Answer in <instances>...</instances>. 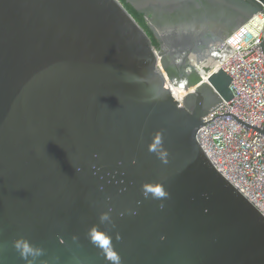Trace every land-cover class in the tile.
Returning a JSON list of instances; mask_svg holds the SVG:
<instances>
[{
    "label": "water",
    "instance_id": "1",
    "mask_svg": "<svg viewBox=\"0 0 264 264\" xmlns=\"http://www.w3.org/2000/svg\"><path fill=\"white\" fill-rule=\"evenodd\" d=\"M124 1L159 48L121 0H0V264L18 239L35 264H264V216L200 141L264 0Z\"/></svg>",
    "mask_w": 264,
    "mask_h": 264
},
{
    "label": "built area",
    "instance_id": "2",
    "mask_svg": "<svg viewBox=\"0 0 264 264\" xmlns=\"http://www.w3.org/2000/svg\"><path fill=\"white\" fill-rule=\"evenodd\" d=\"M263 42L260 13L220 46L217 67L231 76L234 97L206 117L200 141L217 170L264 216ZM195 66L205 74L201 64Z\"/></svg>",
    "mask_w": 264,
    "mask_h": 264
},
{
    "label": "clouds",
    "instance_id": "3",
    "mask_svg": "<svg viewBox=\"0 0 264 264\" xmlns=\"http://www.w3.org/2000/svg\"><path fill=\"white\" fill-rule=\"evenodd\" d=\"M159 144L160 141L157 140L155 145L150 146V150L154 152L157 151V145ZM163 155L164 154H161V156ZM146 193H152L156 198L165 195L162 188L160 187H149L146 189ZM13 247L20 254L21 259L27 261V264H35L36 259L41 255H43V249L34 247L33 245L30 244V242L24 239H18L14 241ZM108 257L113 262V264H118L119 258L118 256H116L115 253L109 252Z\"/></svg>",
    "mask_w": 264,
    "mask_h": 264
},
{
    "label": "trees",
    "instance_id": "4",
    "mask_svg": "<svg viewBox=\"0 0 264 264\" xmlns=\"http://www.w3.org/2000/svg\"><path fill=\"white\" fill-rule=\"evenodd\" d=\"M122 3L126 6L128 11L132 14L135 20L139 23V25L148 33L151 37L152 42L156 48H159V41L154 37L153 33L150 31L148 23L146 22L144 15L137 13L130 5L125 4L124 0H121Z\"/></svg>",
    "mask_w": 264,
    "mask_h": 264
},
{
    "label": "bare ground",
    "instance_id": "5",
    "mask_svg": "<svg viewBox=\"0 0 264 264\" xmlns=\"http://www.w3.org/2000/svg\"><path fill=\"white\" fill-rule=\"evenodd\" d=\"M213 64L214 63L212 62H208L206 66H212ZM173 90L175 97L178 99H181L182 97L186 96L190 91H193V90H188L186 88L176 89L175 87H173Z\"/></svg>",
    "mask_w": 264,
    "mask_h": 264
}]
</instances>
